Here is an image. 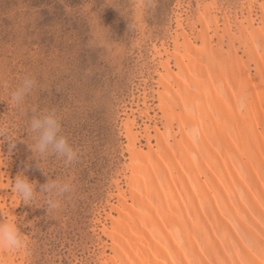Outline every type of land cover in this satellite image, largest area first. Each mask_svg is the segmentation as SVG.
I'll list each match as a JSON object with an SVG mask.
<instances>
[{
  "label": "bare ground",
  "instance_id": "1",
  "mask_svg": "<svg viewBox=\"0 0 264 264\" xmlns=\"http://www.w3.org/2000/svg\"><path fill=\"white\" fill-rule=\"evenodd\" d=\"M198 9L200 28L180 13L173 47L155 45L143 124L135 111L123 121L129 161L97 219L94 264H264V0H242L240 15ZM11 169L0 149V214L17 220ZM24 258L0 249L2 264Z\"/></svg>",
  "mask_w": 264,
  "mask_h": 264
},
{
  "label": "rangeland",
  "instance_id": "2",
  "mask_svg": "<svg viewBox=\"0 0 264 264\" xmlns=\"http://www.w3.org/2000/svg\"><path fill=\"white\" fill-rule=\"evenodd\" d=\"M241 1L0 0V127L15 144L10 149L0 137L12 168L9 192L16 193L14 177L26 165L37 190L48 178L72 186L56 209L48 208V193L37 192L31 205L18 196L24 264L95 263L104 237L97 219L129 161L123 121L135 111L143 124L137 96H143L144 78L154 74L155 45L173 47L180 13L200 28L199 2L240 15ZM25 78L35 83L16 106L11 93ZM148 84L154 86L152 77ZM47 112L56 114L61 134L77 151L71 163L56 154L40 157L29 147L32 116Z\"/></svg>",
  "mask_w": 264,
  "mask_h": 264
},
{
  "label": "clouds",
  "instance_id": "3",
  "mask_svg": "<svg viewBox=\"0 0 264 264\" xmlns=\"http://www.w3.org/2000/svg\"><path fill=\"white\" fill-rule=\"evenodd\" d=\"M34 83L32 79L25 78L11 93V100L16 106L22 104L24 97L33 88ZM28 130L34 141L33 145L29 146L32 153L35 152L40 157L56 154L67 163H71L77 158V151L69 144L67 138L61 134V124L54 112L33 115ZM189 134L194 142L199 140L198 128H192ZM0 137L9 141L10 149L14 147L15 144L12 143L10 131L7 128L0 127ZM27 167L26 165L24 170L18 172L13 181L15 192L20 197L21 202L31 205L36 199L37 192H45L49 194L48 208L56 209L59 207L60 198L72 190L71 184L60 180H49L48 178L37 190L36 181L30 180L28 175L25 174ZM26 247L27 241L24 238L21 225L16 220L0 214V249L11 251Z\"/></svg>",
  "mask_w": 264,
  "mask_h": 264
}]
</instances>
